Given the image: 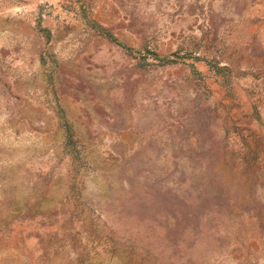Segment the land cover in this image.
<instances>
[{
    "label": "rangeland",
    "instance_id": "rangeland-1",
    "mask_svg": "<svg viewBox=\"0 0 264 264\" xmlns=\"http://www.w3.org/2000/svg\"><path fill=\"white\" fill-rule=\"evenodd\" d=\"M0 264H264V0H0Z\"/></svg>",
    "mask_w": 264,
    "mask_h": 264
},
{
    "label": "trees",
    "instance_id": "trees-1",
    "mask_svg": "<svg viewBox=\"0 0 264 264\" xmlns=\"http://www.w3.org/2000/svg\"><path fill=\"white\" fill-rule=\"evenodd\" d=\"M131 52H133V51H131Z\"/></svg>",
    "mask_w": 264,
    "mask_h": 264
}]
</instances>
